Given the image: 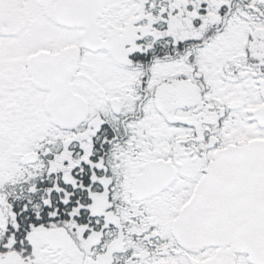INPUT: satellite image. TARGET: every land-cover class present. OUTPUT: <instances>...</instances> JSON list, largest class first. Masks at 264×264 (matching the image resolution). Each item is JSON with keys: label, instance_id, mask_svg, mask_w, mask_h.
Listing matches in <instances>:
<instances>
[{"label": "snow or ice", "instance_id": "snow-or-ice-1", "mask_svg": "<svg viewBox=\"0 0 264 264\" xmlns=\"http://www.w3.org/2000/svg\"><path fill=\"white\" fill-rule=\"evenodd\" d=\"M0 264H264V0H0Z\"/></svg>", "mask_w": 264, "mask_h": 264}]
</instances>
